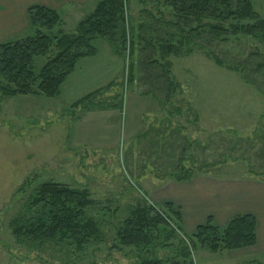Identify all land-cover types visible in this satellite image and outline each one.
I'll list each match as a JSON object with an SVG mask.
<instances>
[{
  "label": "rangeland",
  "instance_id": "1",
  "mask_svg": "<svg viewBox=\"0 0 264 264\" xmlns=\"http://www.w3.org/2000/svg\"><path fill=\"white\" fill-rule=\"evenodd\" d=\"M125 1L136 37L131 60L98 38L93 41L97 55L77 62L58 97L0 94V264H135L136 248L112 251L111 246L131 207L163 205L155 204L151 195L161 181H175L184 168L191 177L209 175L220 185L264 182V74L258 71L264 67V42L247 36L216 42L211 50L222 66L201 51L169 56L170 78L179 87L168 97L162 65L147 63L138 35L159 34L163 19H178L166 0ZM252 4L264 17V0ZM74 20L62 31L75 32ZM47 59H34L36 72ZM131 63L134 79L129 84ZM237 65L240 72L228 69ZM111 82L114 85L93 102L118 107L123 100L122 108L89 111V103L72 106ZM49 181L90 192L95 204L87 213L103 223L100 244L75 252L51 241L38 247L16 242L10 220L33 191ZM179 238L169 244L176 248ZM227 251L199 249L192 258L195 264H264V254ZM150 255L175 253L159 247Z\"/></svg>",
  "mask_w": 264,
  "mask_h": 264
},
{
  "label": "trees",
  "instance_id": "2",
  "mask_svg": "<svg viewBox=\"0 0 264 264\" xmlns=\"http://www.w3.org/2000/svg\"><path fill=\"white\" fill-rule=\"evenodd\" d=\"M166 5L171 7L178 21L163 19V30L159 34L147 37L140 33L138 39L144 45L147 63L162 65L168 97L179 87L170 78L172 63L169 56L187 57L201 51L222 66L223 61L211 50L216 42L237 36L264 42V17L254 10L252 0H166ZM28 17L32 35L0 43V94L4 97H58L62 84L72 74L77 62L97 55L93 41L98 38L108 41L113 52L123 59L127 56L131 60L135 52V28L127 14L125 0H100L78 22L73 33L62 30L53 33L63 24V18L58 11L48 7L31 6ZM139 29L144 31L146 26L141 25ZM53 50L55 53L49 56ZM38 56L48 59L36 72L34 59ZM128 69L127 81L131 84L134 79L132 63ZM228 69L241 71L239 65ZM258 69L264 74L262 65ZM244 81L253 85L247 78ZM114 83L96 90L72 106L85 107L89 103L86 107L91 108L89 111L122 108L123 100L118 107L113 103L106 107L93 102L97 94L107 91ZM181 170L184 175L177 176L175 181L192 178L188 170ZM94 204L95 200L87 189L45 182L33 191L22 209L12 217L9 227L19 244L38 247L51 241L65 245L64 248L70 251L83 252L91 244H100L105 237L103 223L87 213ZM181 221L180 210L171 202L161 207L154 204L133 206L130 216L117 229L111 250L136 248L139 253L135 264H195L192 254L199 249L211 252L237 250L254 246L257 242V220L252 214L236 215L223 228L217 226L210 216L192 235L184 232ZM179 233L182 238H179ZM178 238L180 242L176 248L169 244L172 239ZM159 247L172 248L175 256H151V251L156 252Z\"/></svg>",
  "mask_w": 264,
  "mask_h": 264
},
{
  "label": "crops",
  "instance_id": "3",
  "mask_svg": "<svg viewBox=\"0 0 264 264\" xmlns=\"http://www.w3.org/2000/svg\"><path fill=\"white\" fill-rule=\"evenodd\" d=\"M100 0H0V43L32 32L28 9L34 5L58 11L66 26H74L89 14ZM76 28V27H75ZM64 32V31H63ZM33 33V32H32ZM152 191L155 204L171 202L182 216L185 233L194 234L200 225L212 217L223 228L239 214H252L257 220V242L254 246L228 250V253L264 254V182L249 181L247 185H220L209 175H195L185 181H161ZM245 184L246 182H242ZM246 187L251 191H243ZM261 258V257H260Z\"/></svg>",
  "mask_w": 264,
  "mask_h": 264
}]
</instances>
